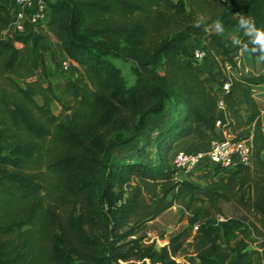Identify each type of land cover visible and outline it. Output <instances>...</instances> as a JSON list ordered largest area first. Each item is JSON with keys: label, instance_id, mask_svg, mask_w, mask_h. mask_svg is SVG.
Instances as JSON below:
<instances>
[{"label": "trees", "instance_id": "16d2710c", "mask_svg": "<svg viewBox=\"0 0 264 264\" xmlns=\"http://www.w3.org/2000/svg\"><path fill=\"white\" fill-rule=\"evenodd\" d=\"M237 13L264 27V0H49L47 30L4 35L9 0H0V264L145 257L154 264H264V136L252 93L264 74L227 73L224 62L235 66L231 53L238 52L231 41L243 33L237 28L229 37L207 26L231 28ZM199 14L207 22L197 26ZM51 35L74 61L62 98L47 79ZM189 40L217 65L208 71L216 80L211 93ZM113 56L132 61L130 85ZM227 78L244 97L246 117L232 103L233 91L221 88ZM170 102L176 115L153 134L155 160L113 157ZM217 119L248 140L251 162L213 168L238 175L235 203L243 212L212 221L211 208L220 211L217 199L228 196L215 191L207 202L199 199L194 182L176 177L169 153L196 122L216 134ZM183 203L187 226L159 249L131 237Z\"/></svg>", "mask_w": 264, "mask_h": 264}, {"label": "crops", "instance_id": "0c3cea01", "mask_svg": "<svg viewBox=\"0 0 264 264\" xmlns=\"http://www.w3.org/2000/svg\"><path fill=\"white\" fill-rule=\"evenodd\" d=\"M199 66L203 68L201 75L208 84V93H211L212 89L216 86V80L209 75L208 71H214L216 65L213 61L203 60L202 64H199ZM237 70L242 74L247 75L264 74V62H258L257 58L253 55L242 56L239 54V59L235 63V67L229 68L228 72L236 74ZM252 93L261 109V125L264 136V82L254 84L252 87ZM232 94V103L241 110L243 117H246L249 113V108L245 103L243 95L235 88H233ZM51 107L52 110L57 113L60 105L57 101H53ZM176 110L177 105L174 102H170L162 112L149 116L145 125L141 128L138 137L116 150L118 155L129 153L128 155L135 156L137 152L138 155H141V160L143 161L155 160L156 151L153 134L176 115ZM210 138L211 134H209L199 122H196L191 134L174 143L169 156L179 149L205 147ZM142 147H144V149H142ZM147 151L148 154L146 153ZM261 156L264 158V148L261 151ZM176 177L179 179H189L198 185H207L206 188L209 184L212 188L217 187L221 191L234 195V197L238 196L240 192L238 175L231 172L220 171L215 173L213 171H207L206 168L200 167L188 173L178 170L176 172Z\"/></svg>", "mask_w": 264, "mask_h": 264}, {"label": "built area", "instance_id": "2783aa9c", "mask_svg": "<svg viewBox=\"0 0 264 264\" xmlns=\"http://www.w3.org/2000/svg\"><path fill=\"white\" fill-rule=\"evenodd\" d=\"M48 1L9 0L10 21L2 33L4 35H25L39 30H47ZM192 51L198 61H202L206 55L205 49L199 46L193 47ZM231 57L236 63L239 59V52H232ZM71 62L74 61L66 57L63 61V67L67 68ZM224 65L227 73L234 74L228 72V69L235 66L229 61H225ZM240 73L237 70V74ZM221 88L225 92L233 91L229 78L221 81ZM219 104L223 105L222 99L219 100ZM170 162L179 171L185 173L200 167L212 172L217 165L230 169L240 163L250 164V143L245 138L236 137L230 128L225 127L223 122L217 119L216 134L211 135L207 146L176 150L170 156Z\"/></svg>", "mask_w": 264, "mask_h": 264}, {"label": "rangeland", "instance_id": "374dc122", "mask_svg": "<svg viewBox=\"0 0 264 264\" xmlns=\"http://www.w3.org/2000/svg\"><path fill=\"white\" fill-rule=\"evenodd\" d=\"M216 22L212 21L209 25H213V30H214V24ZM238 24L234 25L231 28L224 29V32L222 35L224 36H233L235 31L237 30ZM210 30V29H209ZM188 44L191 48L195 47V43L193 40H189ZM17 45L20 46L21 43L17 42ZM66 55L62 52L60 43L58 39L51 35L50 36V49L46 52L45 54V66L47 70V79L50 80L52 83V86L56 92V94L62 98L64 97V91L62 89V82L66 77L71 75V72L69 71V66L67 68L63 67V61L66 59ZM112 61L117 64L121 71L122 74L125 78V82L127 85H130L132 81L134 80V73L131 69L133 63L129 59H123L120 57H111ZM206 60H212L211 57H208ZM203 60L198 61L196 65L199 66L201 65ZM216 65V64H215ZM217 67V65H216ZM38 77H42L40 70L37 71L36 74ZM208 85V84H207ZM60 110V108H59ZM241 111V110H240ZM144 149V147H142ZM156 151V150H155ZM148 154V151L146 152ZM129 154V153H128ZM128 154H119L114 151L113 157L116 158H126V157H137L139 159H142L141 155H138L137 152L135 156H130ZM228 172V171H225ZM196 189V196L199 199L204 200V202H207L208 197L215 191L218 192H223L228 196V198L225 197H219L217 199V206L220 208V211H218L215 208H211V215L208 216L209 220L215 221V220H221L225 216H232V215H239L243 212L239 204L235 203V199L239 198V195L234 197V195L230 193H226L225 191L219 190L217 187L212 188L208 184V187L206 188L207 185H198ZM246 188V186H245ZM186 204H174L165 211H163L161 214H159L157 217L154 219H151L147 221L143 227H141L134 235H131V237L134 236H140L141 240L148 245H151L152 248L154 249H159L161 246L166 244L168 242V238L171 235H174L178 233L180 230L185 228L187 226V211H183L180 208L185 206ZM194 233V232H192ZM238 233H234V237L229 238L230 244H234L235 241L238 239ZM190 237L188 238V240ZM221 240L223 243L227 242V237L222 236ZM191 250V249H190ZM178 260H181L184 262V256L180 255L177 256ZM154 264L152 263L148 257H145L143 259H129V260H123L119 259L117 261V264Z\"/></svg>", "mask_w": 264, "mask_h": 264}, {"label": "clouds", "instance_id": "9594fccd", "mask_svg": "<svg viewBox=\"0 0 264 264\" xmlns=\"http://www.w3.org/2000/svg\"><path fill=\"white\" fill-rule=\"evenodd\" d=\"M239 30L243 33L244 39L239 37L231 41V45L238 49L240 55H253L258 62H264V27H258L255 20L244 14H236ZM207 22L205 14H199L196 20L197 26ZM214 30L222 34L224 26L220 21L214 24Z\"/></svg>", "mask_w": 264, "mask_h": 264}]
</instances>
